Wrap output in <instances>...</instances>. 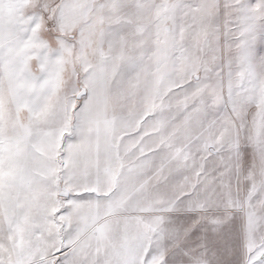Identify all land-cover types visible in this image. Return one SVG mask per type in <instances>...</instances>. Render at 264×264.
<instances>
[{"label":"snow or ice","instance_id":"6c2138e0","mask_svg":"<svg viewBox=\"0 0 264 264\" xmlns=\"http://www.w3.org/2000/svg\"><path fill=\"white\" fill-rule=\"evenodd\" d=\"M0 264H264V0H0Z\"/></svg>","mask_w":264,"mask_h":264}]
</instances>
